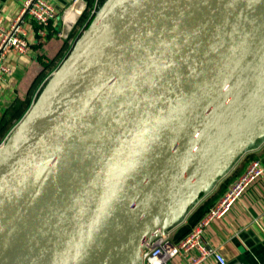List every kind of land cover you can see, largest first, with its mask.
Masks as SVG:
<instances>
[{
  "label": "water",
  "instance_id": "obj_1",
  "mask_svg": "<svg viewBox=\"0 0 264 264\" xmlns=\"http://www.w3.org/2000/svg\"><path fill=\"white\" fill-rule=\"evenodd\" d=\"M263 68L264 0H107L0 148V264L84 215L60 264H129L262 129Z\"/></svg>",
  "mask_w": 264,
  "mask_h": 264
},
{
  "label": "crops",
  "instance_id": "obj_2",
  "mask_svg": "<svg viewBox=\"0 0 264 264\" xmlns=\"http://www.w3.org/2000/svg\"><path fill=\"white\" fill-rule=\"evenodd\" d=\"M49 1L57 9V17L53 21L54 25L50 26L71 33L77 25L76 21L83 11L85 2L83 0ZM22 2L23 0H0V17L3 24L7 25L11 21ZM69 10H74L77 13L70 24L65 21V15ZM25 29L29 41V50L25 55H19L16 52L8 54L7 62L13 73L9 79L5 78V80L0 81V119L12 100L26 93L28 85L34 79V69L40 67L39 56L48 58L47 55L50 56V53L49 50L46 52L47 48L55 42L56 39L54 38H57L55 36L47 39L46 37L49 36H42L38 32V26L29 18L25 23ZM21 114H25V112ZM20 116V118H23V115ZM19 122L18 118L12 121L0 137V141ZM254 158L264 161V126L250 145L235 159L227 173L218 177L213 187L206 194H200L199 198L189 206L187 211L184 210L171 221L165 230L170 232L171 241L177 242L180 240L182 237H179L183 235L182 227L190 224V222L185 223L188 216L200 205L205 208L215 202L235 177L244 170L248 162ZM194 217L195 214L190 221ZM175 238L179 239L175 240ZM202 243L208 251L220 252L226 261L225 264H264V176L247 188L223 217L210 222L203 233ZM143 251H145V248L129 264H148L143 261L141 254ZM188 257L178 255L166 264H189ZM200 264L218 263L212 254H208Z\"/></svg>",
  "mask_w": 264,
  "mask_h": 264
},
{
  "label": "built area",
  "instance_id": "obj_3",
  "mask_svg": "<svg viewBox=\"0 0 264 264\" xmlns=\"http://www.w3.org/2000/svg\"><path fill=\"white\" fill-rule=\"evenodd\" d=\"M56 17L57 9L49 0H23L17 13L7 25L3 24L0 17V81L9 79L13 73L7 62L8 54L16 52L25 55L29 50L25 29L27 19L38 26V32L42 36H46L50 24ZM5 139L6 137L0 141V148ZM262 176H264V161L258 158L250 160L185 237L173 242L170 239V232H163L141 253L143 261L148 264H166L174 257L183 255L189 256V264H200L208 254H212L218 264H225L226 261L220 252L208 251L205 248L202 243L203 233L211 221L223 217L243 192Z\"/></svg>",
  "mask_w": 264,
  "mask_h": 264
},
{
  "label": "rangeland",
  "instance_id": "obj_4",
  "mask_svg": "<svg viewBox=\"0 0 264 264\" xmlns=\"http://www.w3.org/2000/svg\"><path fill=\"white\" fill-rule=\"evenodd\" d=\"M83 1L85 2V6L83 8V11H85V10L94 11L93 8H95L96 6H100V5L102 6L103 3H105L107 0H83ZM77 21H76L77 25L73 28L71 33H67L66 31L57 30L56 28H53L50 31V34L46 35V36H49V37H46L47 39H50L51 37H55V36L57 37V38H54V39H56L55 42L47 48L46 52H48V50H49L50 56L47 55L48 58H46V57L42 58L43 61L46 62L47 64L44 67H42V63H40V67L34 69L35 76L33 77L34 79L32 80V82H30L28 87L26 85V87H27L26 93L24 95L18 97L17 99H15L16 101H15L13 107H10V109H12L14 107L16 109H18L19 105L21 104V106L19 108L21 112L20 113L18 112L19 113L18 117H13L12 119L10 117L8 120L9 122L6 125V127L10 123H12V121H15L17 118L19 121H21L22 118H20L21 117L20 115H23L22 117H24L25 114L31 109L32 105L36 101L37 97L39 96V94L41 93V91L43 90V88L45 87L47 82L49 81V79L52 77V75L55 73V71L59 68V66L62 64V62L64 60H66V58L70 55V53L73 50L77 40L80 37L82 31L87 27L86 26L83 28V25L85 22L82 23L83 25L81 24L79 26V23ZM50 25H54L53 22ZM53 30H54V32H53ZM48 33H49V30H48ZM13 101L14 100H12L10 105H12ZM10 109H8V110H10ZM24 112H25V114H21Z\"/></svg>",
  "mask_w": 264,
  "mask_h": 264
},
{
  "label": "bare ground",
  "instance_id": "obj_5",
  "mask_svg": "<svg viewBox=\"0 0 264 264\" xmlns=\"http://www.w3.org/2000/svg\"><path fill=\"white\" fill-rule=\"evenodd\" d=\"M76 16L77 13L74 12V10H69L65 15V21L70 24L71 22H73ZM263 71L264 68L262 72ZM261 81L264 90V72ZM259 102L264 103V91L261 90L258 92V94L253 93L247 98L245 105L246 107H249V113L252 112V110L258 105ZM85 220L86 215H84V217L80 221L75 223L73 226L68 227L64 232H62L61 235L53 241L50 247L40 257V259H38L35 264H60L67 250L75 240L82 226L84 225Z\"/></svg>",
  "mask_w": 264,
  "mask_h": 264
},
{
  "label": "trees",
  "instance_id": "obj_6",
  "mask_svg": "<svg viewBox=\"0 0 264 264\" xmlns=\"http://www.w3.org/2000/svg\"><path fill=\"white\" fill-rule=\"evenodd\" d=\"M104 4V3H103ZM101 7V5L100 6H96L95 8H93L94 9V11H90V10H85V11H83L82 13H81V15H80V17H79V19H78V23H79V25H81L82 23H84V25H83V28L84 27H86L89 23H90V21H91V19L93 18V16H94V14H95V12L99 9ZM53 28L50 26L49 27V33H47V35H49L50 34V31L52 30ZM55 30V29H54ZM54 30H53V32H54ZM42 57L43 56H39V59H38V61L40 62V63H42V67H44L47 63L46 62H44L43 61V59H42ZM15 101L16 100H14L13 101V103H12V105H10L5 111H4V113H3V115H2V117H1V119H0V137L5 133V130L7 129V127H6V125L8 124V120H9V118L11 117V119L13 118V117H18L19 115V113L21 112L20 111V106H21V104L19 105V108L18 109H16L15 107L14 108H12V109H10V107H13V105H14V103H15ZM8 109H10V110H8ZM8 110V111H7ZM19 112V113H18ZM214 202H212L209 206H207V207H205V208H203V207H201V205L198 207V208H196L193 212H192V216L190 215V216H188V218H187V220H186V224L188 223V222H190V224H188V225H186V227H182V230H183V235H181L179 238H183V237H185L190 231H191V229H192V227L197 223V221L204 215V213L210 208V206L213 204ZM201 207V208H200ZM200 208V209H199ZM194 214H195V217H194V219L192 220V221H190L191 220V218L194 216ZM179 238H175V240H177V239H179ZM181 238V239H182Z\"/></svg>",
  "mask_w": 264,
  "mask_h": 264
}]
</instances>
